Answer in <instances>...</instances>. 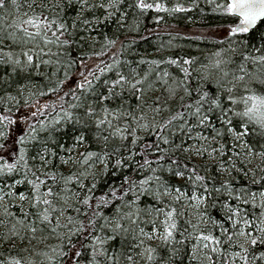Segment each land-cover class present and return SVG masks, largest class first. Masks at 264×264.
Wrapping results in <instances>:
<instances>
[{
    "label": "snow or ice",
    "instance_id": "6c2138e0",
    "mask_svg": "<svg viewBox=\"0 0 264 264\" xmlns=\"http://www.w3.org/2000/svg\"><path fill=\"white\" fill-rule=\"evenodd\" d=\"M205 3L211 55L129 59L198 0H0V264H264V0Z\"/></svg>",
    "mask_w": 264,
    "mask_h": 264
},
{
    "label": "trees",
    "instance_id": "16d2710c",
    "mask_svg": "<svg viewBox=\"0 0 264 264\" xmlns=\"http://www.w3.org/2000/svg\"><path fill=\"white\" fill-rule=\"evenodd\" d=\"M130 2V0H129ZM174 0H168L172 3ZM4 13H0V16ZM154 13L147 14L140 25L141 35H145V28L153 30L154 34L149 36L147 40H142L137 37V44L133 50L127 53L129 59H138L140 55H147L149 57H157L164 54L178 53L184 55L190 53L192 56L204 60L205 57L211 55L217 49L214 46L216 37L213 32H218V25L223 22V18L212 11V7L205 3V0H198V7L188 13H177L174 15H166L161 13L163 20L156 24L152 19ZM132 20V12L129 10V21ZM4 23H11V18L8 21H0V27ZM264 32V24L259 26L256 32V38L259 39L260 33ZM100 39L103 41V35L107 34L113 38L119 37L124 39V31L117 32L113 24L107 26L102 25L99 28ZM203 34L204 38L199 39ZM96 35V33H93ZM129 36L136 35L135 33H128ZM172 40L175 47L166 49L165 52H157L156 47L164 42ZM99 51V45L96 48ZM111 53H109L110 55ZM0 75H3V69H0ZM14 94V92H13ZM23 110V109H22ZM247 183V181H241ZM255 190L258 186H251ZM7 256L6 249L0 248ZM12 254H15V250ZM23 255V253H21ZM0 256V259H3Z\"/></svg>",
    "mask_w": 264,
    "mask_h": 264
},
{
    "label": "rangeland",
    "instance_id": "374dc122",
    "mask_svg": "<svg viewBox=\"0 0 264 264\" xmlns=\"http://www.w3.org/2000/svg\"><path fill=\"white\" fill-rule=\"evenodd\" d=\"M214 33H216V31H215V32H213V35H214Z\"/></svg>",
    "mask_w": 264,
    "mask_h": 264
}]
</instances>
